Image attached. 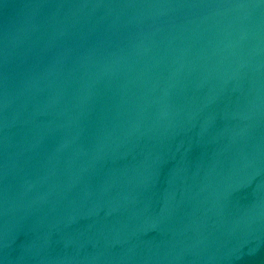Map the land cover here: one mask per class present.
<instances>
[{
	"label": "water",
	"instance_id": "1",
	"mask_svg": "<svg viewBox=\"0 0 264 264\" xmlns=\"http://www.w3.org/2000/svg\"><path fill=\"white\" fill-rule=\"evenodd\" d=\"M0 264H264V0H0Z\"/></svg>",
	"mask_w": 264,
	"mask_h": 264
}]
</instances>
